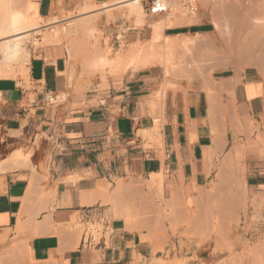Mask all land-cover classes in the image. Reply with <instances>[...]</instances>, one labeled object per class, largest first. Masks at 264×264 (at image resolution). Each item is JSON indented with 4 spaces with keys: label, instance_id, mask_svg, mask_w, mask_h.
<instances>
[{
    "label": "crops",
    "instance_id": "obj_1",
    "mask_svg": "<svg viewBox=\"0 0 264 264\" xmlns=\"http://www.w3.org/2000/svg\"><path fill=\"white\" fill-rule=\"evenodd\" d=\"M30 1L47 22L87 23L112 10L115 26L102 30L125 42V58L90 69L52 41L0 77V264L150 258L164 247V227L208 190L238 198L229 190L243 173L248 198L264 203V80L253 70L177 68L169 78L159 66L135 70L126 59L139 38L152 40L161 13L140 36L122 16L128 0ZM186 27L165 26L163 36L176 46L193 36ZM154 174L162 189L148 184Z\"/></svg>",
    "mask_w": 264,
    "mask_h": 264
},
{
    "label": "rangeland",
    "instance_id": "obj_2",
    "mask_svg": "<svg viewBox=\"0 0 264 264\" xmlns=\"http://www.w3.org/2000/svg\"><path fill=\"white\" fill-rule=\"evenodd\" d=\"M181 1L183 0H176V11L161 13L165 17L161 16L160 20L166 19L153 25L154 35L152 40L146 41L145 36L143 39H138L134 56L131 59L130 57L126 59L128 65L131 60L134 61L137 58V60L148 59L153 66H159L163 69L167 78L173 75L171 70L177 68L184 71V69L202 67L203 75H205L204 68L208 66H211V68H207L208 70L221 67L241 70L251 69L264 80V58H260L258 55L252 56L253 58L242 54L241 56L237 52L231 55V53L213 49V46L227 45L224 37L222 39L221 35L214 30V26L210 23L212 10L217 12L219 20H226V15L221 10L227 5L223 3V0H199V7L205 5L203 7L205 10L202 7L198 10L203 14L201 16H204L205 23L186 27L188 29L196 28L195 30H188L192 33L211 34L216 38L217 41L215 40V42L218 45H209L211 48L208 47V44L190 45V49H188L186 43L189 44L191 39L194 38L193 36L180 41L176 46H173L174 41L170 39L169 41L167 37L165 39L163 29L169 22L167 20L169 15L173 14L175 17H180L181 12L184 10V4L181 7ZM143 2L146 9H148L147 12H150L147 17L131 15L127 9L122 11V16L127 21H130V17L135 19L136 25L140 27L138 30L140 36L146 34L147 30L150 31V19L156 14H153L149 7L152 0H144ZM25 3L27 4V0H25ZM206 4H208V8ZM102 15L106 18L103 26L98 24ZM88 20L87 23H78L74 21L72 15L54 18L50 22L37 18V28L28 32L30 35L25 40V47L33 51L42 44L51 43L52 41L56 42L57 40L56 43L59 42V45H69L70 48H74L75 53L79 52L80 56L78 59L83 67L101 71L112 69L118 60L125 58V42H121V46L118 47V44L113 41V37L102 30V27L111 28L115 26L117 16L113 14L112 10H105L104 13L96 17L90 16ZM64 26L68 27L64 28ZM56 31H58V36L54 37V32L56 33ZM128 31H136V29H128ZM58 38H61V40ZM257 57L258 59H256ZM16 66H19V64H16L14 68L12 67L13 69L11 68L10 74H13ZM25 67L26 65L22 68ZM156 123L158 124L159 122L156 121ZM18 154L17 158H20L21 156ZM3 155L4 151L0 142V158ZM243 177L244 173L242 176H237L235 185L229 190L235 193L238 198L227 199L225 190L216 191L214 187L208 190L207 195L203 196L196 207H186L185 218L179 220L180 222L175 225L164 227L166 242L161 252L154 254L150 258L139 257L131 264H260L261 251L264 247V203L248 198L242 185ZM155 183L152 180L148 182L151 187L162 189L159 184ZM242 195L244 199L241 198ZM161 203L162 201H158L154 204L161 207ZM26 264L38 263L30 260L27 256Z\"/></svg>",
    "mask_w": 264,
    "mask_h": 264
},
{
    "label": "bare ground",
    "instance_id": "obj_3",
    "mask_svg": "<svg viewBox=\"0 0 264 264\" xmlns=\"http://www.w3.org/2000/svg\"><path fill=\"white\" fill-rule=\"evenodd\" d=\"M143 1L144 0H128L126 2L127 10L130 11L131 15H135L137 17L149 16L150 12L149 13L147 12L148 9H146L145 3ZM223 1L225 5L227 4L226 6H224L223 4L224 11L223 8L222 9L220 7L219 8L222 10V12L225 13L226 20L221 19L224 22L219 20V17L217 16V12L212 10V12L210 11L212 17L210 23L214 26V30L221 35L222 39L224 37V39L227 41V45L213 46V49L220 50L225 53H231V55L232 53L237 52L239 55L242 54L247 57L258 55L260 58H264V0H223ZM185 2H186L185 0L181 1L182 3L181 7H183L184 4V8H183L184 10L182 9L183 12H181L182 14L180 15V17L179 16L175 17L172 13L170 14H172L173 16L172 15L170 16L168 14L169 17L167 20L169 22L167 21L168 22L167 26L181 27V26L201 25L205 23L204 16L203 17L201 16L203 14L199 11L197 12L191 11ZM156 6L157 5L154 4V7ZM206 6L207 8L209 7L208 4H206ZM203 7H205V5ZM203 7L202 9L205 10ZM36 9L37 8L35 4L32 3L30 0H27V4L25 3V0H0V77H6V76L9 77L10 75L11 76L14 75V74H10V70L12 67L14 68L16 64H19L22 67L28 64L30 59V50L25 47V40L29 38L28 36L30 35V33L28 32H30V30L32 29L37 28L36 19L37 18L40 19V18ZM155 11H157L158 13L167 12L168 5L166 3V0H159L158 8L154 9L152 13L154 14ZM67 27L64 26V28ZM51 35L53 37V33ZM55 36L56 37L58 36V31H56V33L54 32V37ZM193 37L194 38L191 39V42L189 44L186 43L188 49H190L189 48L190 45L197 46L199 44L200 45L208 44V47H210L209 45L212 44L218 45L217 42H215L216 38H214L211 34L196 32L194 33ZM59 40H61V38ZM137 59L136 60L134 59V61L131 62V66L135 70L142 68H150L153 66L151 61H149L148 59H140V60ZM256 59H258V57ZM18 155L21 156L20 158H23L22 153H19ZM24 159H28V156H25ZM162 178H163L162 174H154L152 176V181L156 182L155 184H159L161 188V182L163 181ZM21 220L23 221V219ZM260 257H261L260 264H264V247L261 251Z\"/></svg>",
    "mask_w": 264,
    "mask_h": 264
},
{
    "label": "built area",
    "instance_id": "obj_4",
    "mask_svg": "<svg viewBox=\"0 0 264 264\" xmlns=\"http://www.w3.org/2000/svg\"><path fill=\"white\" fill-rule=\"evenodd\" d=\"M186 5L190 8L191 11L197 12L199 9V0H185ZM159 0H152V3L150 5V10L153 11L154 9L158 8ZM166 3L168 5V11L167 12H173L177 10V2L176 0H166ZM154 4L157 5L154 7ZM155 13H158L155 11ZM46 100L49 102L54 101V97L52 95H47Z\"/></svg>",
    "mask_w": 264,
    "mask_h": 264
},
{
    "label": "trees",
    "instance_id": "obj_5",
    "mask_svg": "<svg viewBox=\"0 0 264 264\" xmlns=\"http://www.w3.org/2000/svg\"><path fill=\"white\" fill-rule=\"evenodd\" d=\"M196 28H194V27H192V28H190V29H188V28H182V31H188V30H195Z\"/></svg>",
    "mask_w": 264,
    "mask_h": 264
}]
</instances>
